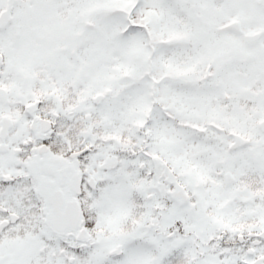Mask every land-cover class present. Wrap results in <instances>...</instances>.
I'll return each mask as SVG.
<instances>
[{
  "label": "snow or ice",
  "instance_id": "1",
  "mask_svg": "<svg viewBox=\"0 0 264 264\" xmlns=\"http://www.w3.org/2000/svg\"><path fill=\"white\" fill-rule=\"evenodd\" d=\"M0 264H264V0H0Z\"/></svg>",
  "mask_w": 264,
  "mask_h": 264
}]
</instances>
